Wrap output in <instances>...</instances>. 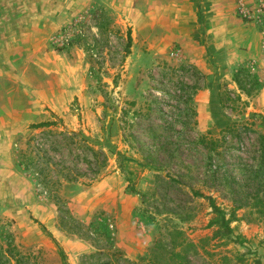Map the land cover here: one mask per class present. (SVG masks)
I'll use <instances>...</instances> for the list:
<instances>
[{"label":"rangeland","instance_id":"rangeland-1","mask_svg":"<svg viewBox=\"0 0 264 264\" xmlns=\"http://www.w3.org/2000/svg\"><path fill=\"white\" fill-rule=\"evenodd\" d=\"M133 2L148 8L141 13L147 16L168 4L64 3L60 21L0 85V256L11 257L2 264H124L155 256L178 264L174 228L198 246L189 264H264V224L242 208L264 185V58L241 65L208 52L202 70L177 40L186 42L189 29H176L166 10L158 12L162 27L138 26ZM260 2L233 0L231 7L240 24L264 36ZM206 30L198 28L202 37ZM240 71L260 82L253 97L234 82ZM44 123L55 125L33 130ZM66 133L90 140L108 164L92 185L82 184L88 178L48 196L31 166L45 151L69 166L74 153L91 157L74 150ZM213 145L218 154L210 162ZM81 169L89 174L85 163ZM195 193L212 197L226 220L235 213L231 234L210 227L217 216Z\"/></svg>","mask_w":264,"mask_h":264},{"label":"crops","instance_id":"crops-1","mask_svg":"<svg viewBox=\"0 0 264 264\" xmlns=\"http://www.w3.org/2000/svg\"><path fill=\"white\" fill-rule=\"evenodd\" d=\"M75 1L79 0H0V85H6V80L10 82V69L15 70L23 57L30 59L32 46L40 43L48 29L60 21L62 5ZM104 1L98 0L100 5ZM167 3L160 8L154 5L150 8L154 14L147 16L141 13L148 8L141 5L139 8L133 2L135 22L153 31L152 28L162 27L164 21L158 18V12L166 10L173 17L172 25L178 26L176 29H189L184 34L188 37L186 42L179 36L177 40L184 43L190 63L200 69L206 67L208 52L215 60L224 55L230 63L239 61L241 65L264 58V36L255 27H245L234 18L233 0H167ZM200 23L207 28L203 37L198 31Z\"/></svg>","mask_w":264,"mask_h":264},{"label":"trees","instance_id":"trees-1","mask_svg":"<svg viewBox=\"0 0 264 264\" xmlns=\"http://www.w3.org/2000/svg\"><path fill=\"white\" fill-rule=\"evenodd\" d=\"M234 82L237 84L239 90L249 98L256 95L260 88V82L258 81V79L252 77L245 71L236 73L234 75ZM221 103L223 104V100H221ZM53 125H55V123H44L38 126H33L32 128L33 130L48 129ZM65 136L68 137V140L72 141V144L70 145H74V150H83L84 152H87L91 157L88 158L87 154L82 155L76 153V155L74 153V160L72 161V165L69 166V163L65 161L64 157L63 160H59L56 162L53 161L45 151L37 161L31 164V166H33L38 177L40 178L38 185L43 188L46 195L48 196L57 195L59 189L64 184H78L83 180L86 181L89 178L88 183L82 184L87 186L92 185L98 179V176H100V174L108 164L107 155L103 151L99 149L97 150L95 145H93L90 140L81 136L79 133H66ZM210 150L211 156L209 157V160L210 162H212V160L216 158L218 154L216 145H213ZM258 151L260 153L258 160L260 168L258 170L264 174V135H261L259 138ZM84 163L87 166L86 170L89 172V174L83 173L81 169V164ZM258 186L260 187V189L255 191L253 194H249L248 198L246 199V203L242 208H248L253 211L258 216L259 220L264 224V185L262 183H259ZM195 194L196 196L206 199L209 202L213 213H215L217 216V218L212 223H210V227H213L215 225H222L220 226V230L224 229L227 234H231L232 229L230 225L233 222L237 221L235 213H232L230 218L226 220L225 212L217 207L212 197H205L200 193ZM169 236L170 246L173 249L171 257L177 259L178 264H189L188 257L190 255H198V246L185 238L183 231L174 228L172 231H170ZM241 243H243V241H240V244ZM178 248H180L181 251L179 253H176V249ZM156 250H159V247H156ZM13 252H15V249H13L10 253ZM4 258L8 261H10L11 259L9 254H7L6 256H0V264H2L1 261ZM156 258V256L152 259L139 258L138 260L133 262L124 261V264H159ZM110 264H115V261Z\"/></svg>","mask_w":264,"mask_h":264},{"label":"built area","instance_id":"built-area-1","mask_svg":"<svg viewBox=\"0 0 264 264\" xmlns=\"http://www.w3.org/2000/svg\"><path fill=\"white\" fill-rule=\"evenodd\" d=\"M261 3V2H260ZM262 5H261V9H260V12L261 11H264V4L263 3H261ZM244 10H245V8H244Z\"/></svg>","mask_w":264,"mask_h":264}]
</instances>
